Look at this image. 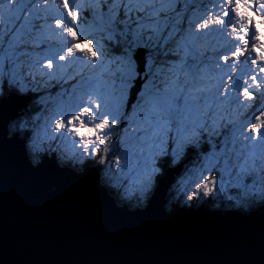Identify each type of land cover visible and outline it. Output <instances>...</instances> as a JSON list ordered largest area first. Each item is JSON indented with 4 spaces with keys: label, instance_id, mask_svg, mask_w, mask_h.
Returning a JSON list of instances; mask_svg holds the SVG:
<instances>
[{
    "label": "snow or ice",
    "instance_id": "1",
    "mask_svg": "<svg viewBox=\"0 0 264 264\" xmlns=\"http://www.w3.org/2000/svg\"><path fill=\"white\" fill-rule=\"evenodd\" d=\"M0 264H264V0H0Z\"/></svg>",
    "mask_w": 264,
    "mask_h": 264
},
{
    "label": "water",
    "instance_id": "2",
    "mask_svg": "<svg viewBox=\"0 0 264 264\" xmlns=\"http://www.w3.org/2000/svg\"><path fill=\"white\" fill-rule=\"evenodd\" d=\"M167 195L166 191L165 190H161L159 193H158V200H162L165 198V196ZM214 209L211 208L209 205H207L205 208H204V212H209V211H213Z\"/></svg>",
    "mask_w": 264,
    "mask_h": 264
},
{
    "label": "rangeland",
    "instance_id": "3",
    "mask_svg": "<svg viewBox=\"0 0 264 264\" xmlns=\"http://www.w3.org/2000/svg\"><path fill=\"white\" fill-rule=\"evenodd\" d=\"M211 208H214V206H213V205H211Z\"/></svg>",
    "mask_w": 264,
    "mask_h": 264
},
{
    "label": "trees",
    "instance_id": "4",
    "mask_svg": "<svg viewBox=\"0 0 264 264\" xmlns=\"http://www.w3.org/2000/svg\"><path fill=\"white\" fill-rule=\"evenodd\" d=\"M211 206V205H210Z\"/></svg>",
    "mask_w": 264,
    "mask_h": 264
}]
</instances>
